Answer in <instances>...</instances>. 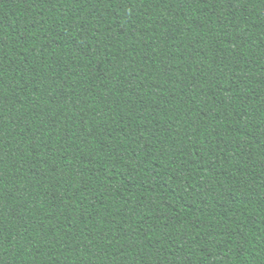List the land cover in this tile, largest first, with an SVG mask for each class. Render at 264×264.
<instances>
[{"label": "trees", "instance_id": "trees-1", "mask_svg": "<svg viewBox=\"0 0 264 264\" xmlns=\"http://www.w3.org/2000/svg\"><path fill=\"white\" fill-rule=\"evenodd\" d=\"M0 264H264V0H0Z\"/></svg>", "mask_w": 264, "mask_h": 264}]
</instances>
